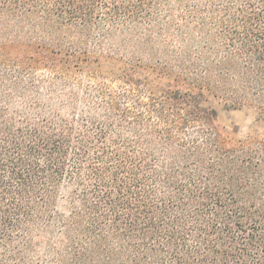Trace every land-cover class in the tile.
<instances>
[{"label": "trees", "instance_id": "1", "mask_svg": "<svg viewBox=\"0 0 264 264\" xmlns=\"http://www.w3.org/2000/svg\"><path fill=\"white\" fill-rule=\"evenodd\" d=\"M0 264H264V0H0Z\"/></svg>", "mask_w": 264, "mask_h": 264}, {"label": "rangeland", "instance_id": "2", "mask_svg": "<svg viewBox=\"0 0 264 264\" xmlns=\"http://www.w3.org/2000/svg\"><path fill=\"white\" fill-rule=\"evenodd\" d=\"M219 109L221 122L228 128L232 136H242L248 131L251 126V118L244 112L222 107Z\"/></svg>", "mask_w": 264, "mask_h": 264}]
</instances>
